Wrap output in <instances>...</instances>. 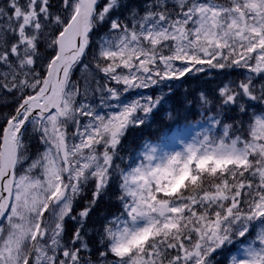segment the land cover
<instances>
[{
	"label": "snow or ice",
	"instance_id": "obj_1",
	"mask_svg": "<svg viewBox=\"0 0 264 264\" xmlns=\"http://www.w3.org/2000/svg\"><path fill=\"white\" fill-rule=\"evenodd\" d=\"M9 103L0 264H264V0H0ZM162 110L190 139L126 152Z\"/></svg>",
	"mask_w": 264,
	"mask_h": 264
},
{
	"label": "rangeland",
	"instance_id": "obj_2",
	"mask_svg": "<svg viewBox=\"0 0 264 264\" xmlns=\"http://www.w3.org/2000/svg\"><path fill=\"white\" fill-rule=\"evenodd\" d=\"M90 57H91V52H89V56L87 58H85V63H89L90 62ZM119 71V70H118ZM200 74H203V78L202 80L204 81H207L209 80L210 81V85H213L215 82L218 81V79L220 78L218 75H217V70L213 69L210 71V73L208 74H204V73H199V74H196L195 76L197 75H200ZM81 75V72H80V68L77 67V69L75 70L74 74H73V79H77L79 76ZM233 75H235V73H233ZM195 76H189L188 78H192V77H195ZM185 87H182L179 89V92H183ZM189 91H193V90H199L202 87V84L199 83V82H195L193 83L189 88L186 87ZM14 111V104L12 103H9L7 106H4L3 104H0V128L3 127V124H4V120L2 119V117L4 116V114L6 113H12ZM168 121L166 118H165V123L168 124ZM152 125V122L151 124L149 125H146V126H143L141 128H148V127H151ZM172 130L169 132V128H166V130L163 132V134L161 135V138L159 139V141H153V142H159L161 147L164 148L165 150H172L173 148H177L179 147V143L178 141L180 139H183V140H188L190 139V132H191V129L189 127V125H183L181 124V126L179 127H170ZM134 129H131L130 131H132ZM129 131V132H130ZM27 139V138H26ZM37 142L35 140L32 141V153L35 154L36 152V148H37ZM90 195H91V187H89V189L87 190V195L84 197V199H87V198H90ZM112 196V190L108 193V195L101 201L103 202L106 198L108 199V197H111ZM83 203V200L79 201L78 202V206L79 205H82ZM112 204H113V211L116 210V207H115V204H114V200H112ZM99 213H96V215H98Z\"/></svg>",
	"mask_w": 264,
	"mask_h": 264
},
{
	"label": "trees",
	"instance_id": "obj_3",
	"mask_svg": "<svg viewBox=\"0 0 264 264\" xmlns=\"http://www.w3.org/2000/svg\"><path fill=\"white\" fill-rule=\"evenodd\" d=\"M203 74L197 75L192 78H187V82L184 85V87H190L193 83L199 82L202 84L203 88H210L212 85H210V81H204L202 80ZM197 117L195 116V112L193 111L192 115L190 116V121H194ZM181 124L184 123L183 114H181L180 119L176 121H168V124L165 123V118L163 116V110L160 113H157L153 120L151 127L148 128H137L130 132H128L127 137L125 138L124 144H125V151H131L132 149L137 148L141 141L144 139H150L153 141H157V138H161V135L166 130V128H169V132L172 130L170 127H179ZM111 189L109 190V192ZM113 210V204L112 200L106 198L103 202L100 203L98 209L96 210V213H100L102 211H107L111 213Z\"/></svg>",
	"mask_w": 264,
	"mask_h": 264
}]
</instances>
